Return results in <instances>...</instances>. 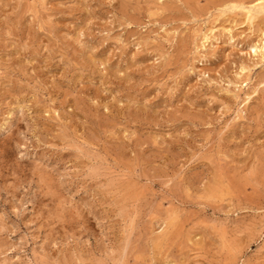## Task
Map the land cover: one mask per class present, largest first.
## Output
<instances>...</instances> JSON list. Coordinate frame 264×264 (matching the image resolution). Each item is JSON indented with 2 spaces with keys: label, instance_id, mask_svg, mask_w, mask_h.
<instances>
[{
  "label": "rangeland",
  "instance_id": "1",
  "mask_svg": "<svg viewBox=\"0 0 264 264\" xmlns=\"http://www.w3.org/2000/svg\"><path fill=\"white\" fill-rule=\"evenodd\" d=\"M252 1L0 0V264H264Z\"/></svg>",
  "mask_w": 264,
  "mask_h": 264
},
{
  "label": "bare ground",
  "instance_id": "2",
  "mask_svg": "<svg viewBox=\"0 0 264 264\" xmlns=\"http://www.w3.org/2000/svg\"><path fill=\"white\" fill-rule=\"evenodd\" d=\"M231 1H235V0H231ZM233 8L234 9H241L242 11H244V13H245L244 15L246 16V18L249 20V23H250V21H254V20L258 19L259 16H262L264 14V0H256V1H254V2L252 1L250 3L245 2V3H242L241 5H237V6L235 5V6H233ZM259 14H262V15H259ZM214 32H215V29L213 27V29L210 28L207 32L203 33L202 36H203V41H204L203 43L204 44L211 41L212 34H214ZM253 50H254V55L256 57H258L260 59V61H264V42L259 47L258 46H256L255 48L253 47ZM248 70L249 69H247V68H242V74H248ZM249 73H250V71H249Z\"/></svg>",
  "mask_w": 264,
  "mask_h": 264
}]
</instances>
